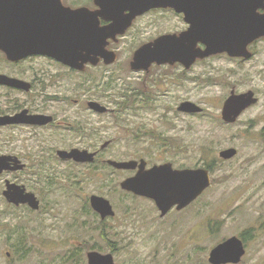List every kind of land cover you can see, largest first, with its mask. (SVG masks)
I'll use <instances>...</instances> for the list:
<instances>
[{
	"label": "rangeland",
	"instance_id": "374dc122",
	"mask_svg": "<svg viewBox=\"0 0 264 264\" xmlns=\"http://www.w3.org/2000/svg\"><path fill=\"white\" fill-rule=\"evenodd\" d=\"M143 22L144 29L119 43L120 58L108 69L114 90L103 91L106 79L100 70L85 85L80 77L63 76L64 80H55L51 93L68 95L70 100L50 102L49 109L68 121L89 117L71 98L79 97L78 87L97 88L98 99L122 110L116 121L104 117L105 123L94 132L99 145L113 140L105 158L140 155L150 165L171 161L177 168H206L212 177L210 187L187 208L160 217L153 201L121 189L126 173L102 168L100 162L92 173L94 168L57 157L56 149L83 144L79 134L58 128L32 134L24 128L0 130V154H18L29 164L24 171L0 175V264H88L87 253L94 250L113 253L115 264H211V250L232 236L247 247L237 264H264V37L250 45L253 55L248 60L225 54L200 60L187 73L161 68L156 81H148L146 93L156 102L146 104L137 95L124 106L123 93L129 86H140L139 75L129 68L135 48L182 26L170 14H152ZM30 66L35 76L59 71L57 64L43 57L28 58L16 69L30 76ZM5 67L0 52V71ZM232 90L238 94L253 90L258 102L236 122L227 123L222 108ZM1 92L0 101L6 100ZM12 97L29 100L19 93ZM185 98L203 111L193 115L177 111ZM231 147L237 154L222 158L220 152ZM7 179L34 191L41 207L9 204L3 196ZM93 194L108 198L116 215L101 220L90 204Z\"/></svg>",
	"mask_w": 264,
	"mask_h": 264
},
{
	"label": "water",
	"instance_id": "95a60500",
	"mask_svg": "<svg viewBox=\"0 0 264 264\" xmlns=\"http://www.w3.org/2000/svg\"><path fill=\"white\" fill-rule=\"evenodd\" d=\"M99 10L86 7L72 9L61 0H0V49L7 58L17 61L30 55H48L73 67H82L83 62H97L99 56L106 62L116 59L115 53L105 49L108 37L124 33L134 17L146 11L171 7L183 13L189 28L180 34H164L138 48L131 66L135 70L147 68L153 62L173 63L181 61L191 65L198 57L227 53L232 57L249 59L252 53L248 46L264 37V0H95ZM129 10L127 14L125 11ZM98 16L113 19L108 31L98 32L92 24ZM206 45L199 48V43ZM86 50V53H84ZM0 84L29 90L24 80L0 75ZM258 102L253 90L244 93L231 91L222 108V117L234 123L250 106ZM90 108L105 111L107 108L92 101ZM180 109L200 113L203 107L195 102H184ZM53 120L44 114L30 115L25 109L14 116H0V125L12 123L45 124ZM106 144V143H105ZM104 144V145H105ZM236 148L220 152L224 159L237 154ZM62 159L77 162L94 161L95 153L86 149H60ZM117 168L139 171L121 182L124 190L153 199L161 213L166 215L171 208L181 211L196 201L212 183L206 168L175 169L171 163L154 165L146 169V161L109 160ZM25 164L17 156L0 155V174L5 171L22 170ZM3 196L14 205L27 204L32 209L40 208L35 193L23 184L9 179L5 182ZM91 206L102 219L114 216L110 200L102 195L90 197ZM246 254L243 240L232 236L216 245L210 252L211 264H237ZM88 264H115L113 253L88 252Z\"/></svg>",
	"mask_w": 264,
	"mask_h": 264
},
{
	"label": "flooded vegetation",
	"instance_id": "af4514ba",
	"mask_svg": "<svg viewBox=\"0 0 264 264\" xmlns=\"http://www.w3.org/2000/svg\"><path fill=\"white\" fill-rule=\"evenodd\" d=\"M61 1H62L64 6L70 7L72 9H77V8H81V7H86L91 11H96V10L100 9V7L96 4L95 0H61ZM128 12H129V10H126L125 14H127ZM260 12H264V10L261 9ZM152 14H158V15L170 14L173 18H175L177 20L179 19L180 22L182 23V26L180 28H177V30L162 32L159 35H157V37L164 35V34H171V33L172 34H174V33L180 34L181 32L187 30L190 26V24L185 21L184 14L176 11V9H174V8L159 7V8L150 9V10L146 11L145 13L139 14L136 17H134L132 19V21L129 23L130 25L126 28L124 33H120V34L116 35V38H113V37L107 38L105 49L115 53L116 59L113 62L108 63L105 61V59L103 57L99 56V60L97 62H93L91 60L85 61V62H83L82 67H80V68L73 67L69 64H66V63L59 61L53 57H50L48 55H30L26 58H23V59H20L17 61H12V60H9L6 56V54L0 49V52L4 54L5 59H6V67L0 71V75H7L9 77L24 80L30 84L29 90H26L24 88L11 86V85H7V84H0V90H2L1 96L6 98V100L0 101V103H1L0 104V116H6V115L14 116V115H16V114H18L21 111L26 109L30 115L44 114V115H48V116L53 117L52 121L45 123V124H35V123H31V122L30 123H12V124L0 125V130H3V129L12 130V129L24 128V129L29 130L30 134H32V133H35L36 131H39V130L58 128V129H67L68 132H72L73 134L74 133L79 134V139H82V141H81V143H83L82 145H79V146L70 145V146H66V148H58V149H56V155L63 162L72 163L75 165L86 166L87 168H90L91 170L94 168L92 170V173L99 170V167H98L99 162H100L102 168H104V167L109 168L112 170V172L126 173L127 175H126L125 179H127L131 176H134L139 171V166H137L135 169L117 168L114 165L110 164L109 160H116L119 162L136 160V161H139V163L141 160H145L146 161V169H150L154 165H162V164H166V163H171L175 169H184V168L175 167L171 161L153 163L150 165V161L147 160L145 157H141L140 155H137L138 158H128V159L121 158V157L105 158L107 156V150L113 144V140L112 139L106 140L101 145H99V142H98L94 132L99 131V129L101 128L100 124L105 123V119H103L104 117L105 118L111 117L112 119H114V121H116L115 117H119L116 115V113H118L119 111H122V110H118L116 108H110V106H112V102L106 103V102L102 101V99H98L99 97H97V94H98L99 90H97V88H92L90 90H86V89H82V88L78 87V89H77L78 93L80 92L79 97L71 98L74 104L81 106L87 112L90 113L89 117H86L82 120H78L76 122L68 121L66 118H61L60 112L59 113L51 112L49 109L50 108V102L61 103V101L67 102L70 100V97H68V95H65L64 97H62V96H60L61 94L58 92L51 93V89L55 88V85H56L55 80L63 79L64 78L63 76L80 77L83 80L81 83L78 82V85H79V83L85 85L86 83H89L92 80H95V78L98 75L99 70H100L103 72L102 76L106 79L103 82V84H104V86H103L104 90L103 91H105V93H107V92H111V90H114L113 89L114 85L112 83L113 80L110 77V72L108 69L110 67H112L113 65H115V63L120 58L119 43L122 41L123 38L127 37L131 33L138 32V31H141V29H144L145 28L144 27L145 25L143 22L144 19H146L148 16H150ZM160 17L157 16V18H159V19H160ZM113 23H114L113 19H107V18H104L102 16H98L97 20H95L93 22L92 26L95 29H97L98 32L99 31L105 32V31H108L109 26H111ZM157 37L150 39L147 42L141 43L140 45H138L135 48V50L132 53L131 60L129 62V66H130L129 68L131 69V71L134 74L139 75V77H138L139 82L138 83L140 86L136 87L134 85V86H129L127 88V91H125L123 93V96L126 99L123 102L124 106L129 105L131 103V100L133 97H134L133 100H135L137 95H140V97H143V101L146 104L150 103V101H153V100H154V102H156L155 97H152V95L146 96V93H148V81L149 80L152 81V79H154L156 81V78L160 75L159 72H160L161 68H166V67L167 68L170 67L171 69L180 68L182 71L187 73V72L192 70V67L195 65V63L200 62V60H204V59L209 58L211 56L225 55L226 54L227 56L232 57L225 52V53L212 54V55H209L206 57H198L195 60V62H193L189 66H186V64L184 62H181V61H175L173 63H170V62H167V63L153 62L147 68H142L139 70L133 69L131 66V63L133 61L135 51L138 48H140L142 45H144L148 42L154 41ZM257 40H259V39H257ZM256 41H254V42H256ZM253 43H251L250 45H252ZM250 45L248 46V49H249ZM198 47L205 49L206 45L204 43L200 42L198 44ZM84 53H86V50H84ZM252 55H253V53H252ZM37 57H43V58L51 60L52 63L57 64L59 66L58 67L59 71L55 72V73H49V72L45 71L41 75L35 76L33 67L30 66V76H28L27 75L29 73L28 71L26 72V75H25L24 74L25 72H19L16 69L26 59H28V58L32 59V58H37ZM232 58H237L240 60H242V59L248 60L244 57H232ZM166 76H168V75H166ZM173 82H172V84H173ZM59 84H60V81H59ZM154 85L156 86V83ZM15 93H19V94H23L25 96H29V100H26L25 102H19L15 97H12V94H15ZM87 94H90V95H87ZM100 97L102 98L101 95H100ZM105 97H112V94L111 95L107 94V95H105ZM92 101L99 102L100 104L105 106L107 109L105 111H98V110L90 108L89 104ZM184 102H193V101L190 100V98H185L178 105L177 111L184 113V114L193 115V113H191V112L183 111L180 109V105ZM154 110H156V109H154ZM140 127L141 126H138V128H140ZM73 148L86 149L90 152L95 153L94 161H92V162H77L73 159H62L57 154L58 150H60V149L71 150ZM3 154L11 155V156H17L22 161V163L25 164V167L22 170L5 171L3 173H6V172L7 173H17V172L24 171L29 167L28 162L25 161L18 154H15V153H3ZM3 154H0V155H3ZM96 164H97V166H95ZM36 172H37V170H36ZM36 172H34V173H36ZM3 173H1V174H3ZM14 182H16V181H14ZM16 183H18V182H16ZM18 184H20V183H18ZM120 187H121V182H120ZM121 189H122V187H121ZM122 190L125 191L126 193L132 195V196H136V197L140 196V195H137L133 192H130V191H127L124 189H122ZM31 192L35 193L34 191H31ZM35 195L37 196L38 200L40 201V207H41V199L38 197V195L36 193H35ZM141 197L153 201L154 204L156 205V203L153 199H150V198L145 197V196H141ZM9 204H11L12 206H18V207L19 206L29 207V205H27V204H20V205H14L12 203H9ZM90 204H91V201H90ZM156 207H157V205H156ZM29 208H31V207H29ZM113 208H114V205H113ZM157 209H158V207H157ZM32 210H35V209H32ZM114 210H115V208H114ZM173 210H177V208L176 207L171 208V210L164 216H161V213H160V217H165V216L169 215L170 212ZM177 211H179V210H177ZM96 213L100 216L101 220H105L109 217H114L116 215V210H115L114 216H108L105 219H102L101 215L98 212H96ZM245 247H246V244H245ZM246 250H247V247H246ZM87 255H88V253H87Z\"/></svg>",
	"mask_w": 264,
	"mask_h": 264
},
{
	"label": "trees",
	"instance_id": "16d2710c",
	"mask_svg": "<svg viewBox=\"0 0 264 264\" xmlns=\"http://www.w3.org/2000/svg\"><path fill=\"white\" fill-rule=\"evenodd\" d=\"M21 240L20 241H22V242H24V238L23 237H21L20 238ZM25 243V242H24ZM16 251V250H15ZM27 251V248H24L23 249V252L25 253ZM24 256H25V254H23ZM74 255V253L71 255V257Z\"/></svg>",
	"mask_w": 264,
	"mask_h": 264
}]
</instances>
